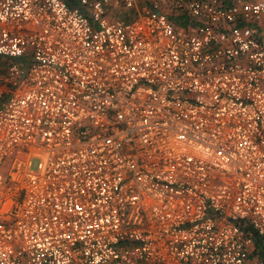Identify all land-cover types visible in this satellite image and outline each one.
Returning a JSON list of instances; mask_svg holds the SVG:
<instances>
[{"label":"built area","instance_id":"built-area-1","mask_svg":"<svg viewBox=\"0 0 264 264\" xmlns=\"http://www.w3.org/2000/svg\"><path fill=\"white\" fill-rule=\"evenodd\" d=\"M167 2L0 0V264H264V0Z\"/></svg>","mask_w":264,"mask_h":264},{"label":"crops","instance_id":"crops-1","mask_svg":"<svg viewBox=\"0 0 264 264\" xmlns=\"http://www.w3.org/2000/svg\"><path fill=\"white\" fill-rule=\"evenodd\" d=\"M145 3H148V2H145ZM143 4H144V3H142L141 6H140L139 8H141ZM162 9H163V8H162ZM163 11H164L165 13H167V14H170V13L167 12L166 9H163ZM170 12H171V10H170ZM117 14H118V15H117ZM136 14H137V10L127 11V10H124V9H123V10L120 9V10H117V11L111 12V13H110V18H112V19H115V18H124V19L128 20L129 18L131 19V18H132L133 16H135ZM171 14H172V12H171ZM255 250H256V246H255ZM256 254H259V255H261L262 257H264V254H262V253H258V251H256Z\"/></svg>","mask_w":264,"mask_h":264},{"label":"trees","instance_id":"trees-1","mask_svg":"<svg viewBox=\"0 0 264 264\" xmlns=\"http://www.w3.org/2000/svg\"><path fill=\"white\" fill-rule=\"evenodd\" d=\"M69 1L72 2V0H69ZM128 20H130V18ZM177 22H179V20H177ZM179 23H181L183 25H186V26L188 25L186 21H182V20ZM252 235H253V238H254L256 251H258V253L264 254V242L262 241V239L256 233L252 232Z\"/></svg>","mask_w":264,"mask_h":264},{"label":"rangeland","instance_id":"rangeland-1","mask_svg":"<svg viewBox=\"0 0 264 264\" xmlns=\"http://www.w3.org/2000/svg\"><path fill=\"white\" fill-rule=\"evenodd\" d=\"M153 1H158V2H160V4H162V8H163V9H166L167 12L171 14V12H170V8H169V6H168V2H167V0H153ZM117 15H118V14H117ZM172 19H173V20H176L175 18H172Z\"/></svg>","mask_w":264,"mask_h":264}]
</instances>
